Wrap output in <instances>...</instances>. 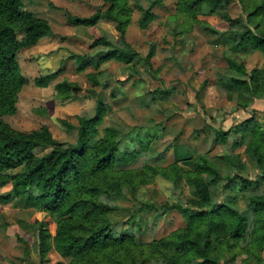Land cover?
Listing matches in <instances>:
<instances>
[{
	"label": "trees",
	"instance_id": "obj_1",
	"mask_svg": "<svg viewBox=\"0 0 264 264\" xmlns=\"http://www.w3.org/2000/svg\"><path fill=\"white\" fill-rule=\"evenodd\" d=\"M38 1L0 0V188L10 187L0 195V202L29 196L54 220L52 231L39 228L40 256L45 258L54 248L65 259L55 264H264V124L254 117L228 129L205 124L192 135L195 140L203 136L206 147L173 140L188 155L179 159L175 155L166 165L160 155L150 153L157 144L156 127L134 124L123 130L105 124L110 109L101 91L109 88L113 77L101 65L114 60L135 72L133 61L140 55L125 40L126 27L137 11L138 26L147 29L156 18L153 8L164 0H145L147 6L141 0H102L106 9H97L90 17L66 13L69 25L93 27L108 20L120 34L115 42L95 39L90 48L103 49L93 55L69 57L78 73L94 68L87 73L92 86L88 97L97 96L92 116H77L75 124L58 120L66 133H76L73 142L56 140L45 125L24 132L5 122V116L15 114L26 85L18 53L43 38L56 37L46 18L25 9ZM233 2L240 10L234 18L228 11ZM209 17L221 22L222 29L209 26ZM168 19L174 35L183 36L200 25L208 35L225 36L234 57L224 54L227 67L216 84L235 102V110H246L255 100L264 99V0H177L176 12ZM255 52L262 55V64L248 71L240 58ZM152 53L146 55L147 61ZM61 72L41 75L34 84L47 87ZM78 86L66 79L56 83V99L78 100ZM169 93L147 91L152 101L157 96L164 100ZM140 157L142 162L137 164ZM157 179L175 189L184 183L192 195L172 203L150 202L142 194ZM121 199L132 207L121 206ZM126 209L135 215L144 212L153 227L176 212L183 225L144 241L139 218L131 226L114 221L113 215Z\"/></svg>",
	"mask_w": 264,
	"mask_h": 264
},
{
	"label": "rangeland",
	"instance_id": "obj_2",
	"mask_svg": "<svg viewBox=\"0 0 264 264\" xmlns=\"http://www.w3.org/2000/svg\"><path fill=\"white\" fill-rule=\"evenodd\" d=\"M176 2L177 0H164L163 5L154 7L152 12L156 14V18L144 30L137 24L140 13L135 11L132 14L131 23L125 30V40L140 55L133 61L136 73L130 65L108 61L100 69L112 75V82L106 90L97 89V92L101 91L105 104L110 109L106 114L105 124L114 123L123 130L132 128L134 124L146 129L156 127L157 144L153 145L150 153L160 155L164 165L174 161L175 155L177 159L188 155L182 146H174L173 140L196 144V148L204 149L207 144L204 143L203 136L195 140L192 134L205 124L228 129L249 117L264 124V99L255 100L246 110H235V102L229 101L225 91L216 84L227 67L224 54L234 57L224 35H208L200 25L194 26L183 36L172 34L176 32L172 30L173 25L168 17L176 12ZM50 3L53 7L49 6ZM141 3L147 6L145 0H141ZM106 7L102 0H39L25 7L26 10L46 18L56 37L43 38L35 46L18 53V64L26 85L18 96L15 114L4 117L5 122L13 129L31 132L45 125L58 141L73 142L76 139V133H66L58 120L66 119L75 124L77 116L94 114L97 96L88 97L92 86L87 80V73L95 70L90 67L78 73L76 64L69 57L93 55L103 49L90 48L95 39L106 38L115 42L119 40L120 34L115 23L108 20H100L93 27L69 25L66 13L90 17L97 9L104 11ZM228 11L233 18L240 13L236 2L229 5ZM206 21L209 26L222 29V23L216 18L209 17ZM150 50L153 53L147 61L145 57ZM240 60L250 71L261 66L262 55L255 52L242 56ZM57 70H62L61 74L47 87L41 88L34 84L35 78ZM63 79L79 85L78 100L64 103L56 99L55 85ZM155 89L170 93L164 100L157 96L158 100L152 101L147 91ZM141 101L145 103L144 106ZM220 147L217 146L216 150L220 151ZM196 148L191 150L194 152ZM140 161L142 162V157L136 163ZM179 187L175 189L168 182L157 179L142 195L157 204L172 203L192 195L186 184L182 183ZM9 190V186L0 188V195H5ZM118 203L123 207H132L129 201L122 199ZM134 213V210L126 209L115 213L113 219L131 226L139 218L143 231L140 238L144 241L159 238L183 225L182 217L176 212L162 217L155 227L150 224V220L144 219V212L140 215ZM52 221L54 220L49 214L38 209L29 196L10 203L0 202V264H55L64 261L54 248L47 252L45 258L40 256L39 228L47 227L52 231ZM224 264L230 263L226 261Z\"/></svg>",
	"mask_w": 264,
	"mask_h": 264
}]
</instances>
